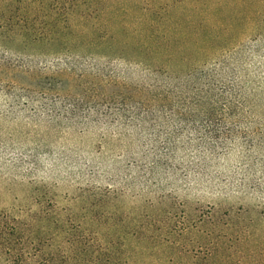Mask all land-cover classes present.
Wrapping results in <instances>:
<instances>
[{
    "label": "rangeland",
    "instance_id": "obj_1",
    "mask_svg": "<svg viewBox=\"0 0 264 264\" xmlns=\"http://www.w3.org/2000/svg\"><path fill=\"white\" fill-rule=\"evenodd\" d=\"M0 264H264V0H0Z\"/></svg>",
    "mask_w": 264,
    "mask_h": 264
},
{
    "label": "trees",
    "instance_id": "obj_2",
    "mask_svg": "<svg viewBox=\"0 0 264 264\" xmlns=\"http://www.w3.org/2000/svg\"><path fill=\"white\" fill-rule=\"evenodd\" d=\"M3 1H6V2H11L12 0H3ZM21 0H19V2H20ZM7 5V4H6ZM5 5V6H6ZM9 5V4H8Z\"/></svg>",
    "mask_w": 264,
    "mask_h": 264
}]
</instances>
